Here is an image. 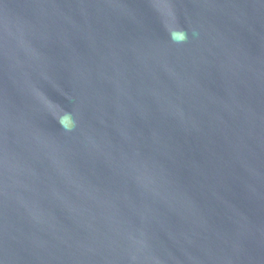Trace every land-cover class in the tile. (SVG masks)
Returning <instances> with one entry per match:
<instances>
[{
  "label": "water",
  "instance_id": "water-1",
  "mask_svg": "<svg viewBox=\"0 0 264 264\" xmlns=\"http://www.w3.org/2000/svg\"><path fill=\"white\" fill-rule=\"evenodd\" d=\"M0 264H264V0H0Z\"/></svg>",
  "mask_w": 264,
  "mask_h": 264
}]
</instances>
